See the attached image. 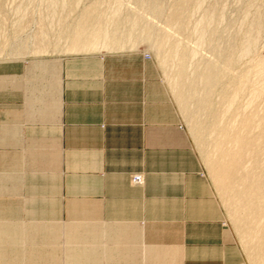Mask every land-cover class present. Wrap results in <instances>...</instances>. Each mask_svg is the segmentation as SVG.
I'll return each instance as SVG.
<instances>
[{"label":"rangeland","instance_id":"374dc122","mask_svg":"<svg viewBox=\"0 0 264 264\" xmlns=\"http://www.w3.org/2000/svg\"><path fill=\"white\" fill-rule=\"evenodd\" d=\"M180 6L185 11L183 29L169 21ZM210 15L214 22L200 44L197 27ZM255 18L261 31L253 55L227 68L222 55L238 52ZM84 22L96 29L88 41L90 47H73L66 27H81ZM145 24L152 29L144 28ZM176 44L180 45L177 56L172 51ZM261 60L264 0H0V76L16 73L24 82L22 77L28 72L33 89L41 78L36 73L42 65L38 61L56 62L65 100L61 112L58 107L52 118L44 119L38 111L41 105L28 100L36 96L37 87L35 91L0 89V134L13 131L9 140L7 135L0 139V153L20 158L24 175L16 180L14 191H0V228H17L21 238L17 247L21 248L16 254L31 255V259L0 264H87L65 258L60 251L70 246V235H82L88 229L82 222L90 217L77 204L83 202L82 196L71 193L72 182L77 181L72 175L109 170L131 172L134 187L144 185L146 173L172 174L179 188L170 197L184 200L187 206L201 204V217L195 218L202 220L205 238H185L188 229L182 226L177 227L182 238L148 241L191 239V247L224 248V264H264L263 205L245 193L247 186L264 180L261 169L253 172L264 165V74L257 71ZM209 65L217 66L220 81L199 85L196 101L185 106L183 91ZM7 85H16L15 79L0 77V88ZM123 87L124 101L110 102L108 91ZM81 91L90 92L88 101ZM71 92L79 93L81 103L106 106L104 111L120 108L121 123L114 127L106 119L98 126L77 123ZM122 133L124 145L112 136ZM232 135L252 139L254 148L242 155L239 173L223 175L226 152L236 150L227 137ZM121 161L123 166L118 164ZM223 180H233V187L228 188ZM1 182L12 190L8 179ZM79 222L82 226L72 232ZM126 239L131 238H124L125 243ZM42 247L54 254L58 250L60 258L43 262L47 259L38 258L36 251ZM112 254L116 256L117 251Z\"/></svg>","mask_w":264,"mask_h":264},{"label":"crops","instance_id":"0c3cea01","mask_svg":"<svg viewBox=\"0 0 264 264\" xmlns=\"http://www.w3.org/2000/svg\"><path fill=\"white\" fill-rule=\"evenodd\" d=\"M85 22L81 27L77 25L66 27L65 31L69 35L73 47L79 45L90 47L87 44L95 34L96 29L92 26H85ZM80 35H86V38L79 40ZM38 62L42 65L39 66V69L36 67L37 75H41V78L44 76L47 78H38L34 85L38 88V95L34 93L36 96L30 95L28 100L31 103L33 100V105L36 102L41 105L38 111L43 114L44 119L52 118L58 107H60L61 112L65 102L62 89L59 86L63 82L62 76H59V68L56 62ZM50 65H54L55 69L51 68ZM17 75L13 73L0 76L13 78L16 83V85H7L0 89L12 87L13 89L23 90L25 88L35 91L36 87L29 88L31 80L28 72L22 77L25 78L24 82H20ZM59 89H61L60 93ZM79 93L82 97H87L86 101H88L90 92L81 91ZM79 93L71 92V100L74 102H70L73 117L76 118L77 123L89 124L86 125L88 127L98 126L100 122H104V119L113 127L121 123L124 113L120 108L115 107L104 111L106 106L97 108L94 104L90 106L87 102L81 103L78 97ZM108 98L110 102L124 101V87L112 92L108 91ZM115 128L116 130L119 129ZM109 130L114 129L110 128ZM3 133L0 134V139L7 135ZM12 133H8V140ZM74 133L79 135L78 130ZM89 133L96 132L94 130L93 132L89 131ZM80 136L83 137L81 134ZM112 136L114 139L123 141L121 143L124 145V133ZM77 138L75 137V139ZM116 145L121 144L118 142ZM2 154L0 153V177H2L0 178V191L4 193L14 191L18 184L16 180L22 179L24 175L19 168L20 158L11 157L7 153L3 156ZM118 164L123 166L124 162L121 161ZM131 175V172L124 170L74 173L72 175V178L77 179V181L72 182L71 193L82 196L83 202L77 204L82 205L83 207L80 209L86 211L90 217L82 222L88 229L82 235H79V232L76 236L70 235L67 242L70 246L67 250H65L67 246L63 247L60 250L63 252L61 255L70 258V260L84 261L87 264H224V248L209 245L205 247L189 246V243H194L192 238H205L202 235V226L199 222L202 220L195 218V216L201 217V204L193 202L187 206L184 200L170 197L171 194L169 193H175L176 189L179 188V182L170 176L172 174L146 173L144 185L141 187L132 186ZM1 179H8L12 184L10 186L12 190L8 191L9 188L1 182ZM100 212L106 213L101 214ZM82 223H75L71 231L75 233L79 226H82ZM182 226L188 229L184 232L185 238H191L187 242L148 241L149 238H182V232L177 230V227ZM156 228H162V232H157ZM18 232V229L14 227L0 228V245L6 244L4 247L3 245L0 246V262L16 263L17 259H24L25 257L31 259V255L16 254L21 248L17 247L21 239ZM124 238L131 239H126L125 243ZM53 249L56 250V248ZM27 251L31 253V250L28 249ZM36 251L40 252L38 258L47 259L43 262L48 261V259L54 261L60 258L58 250L55 251V254L53 250H49V253L43 247ZM115 251H117L116 256L112 254ZM9 258H11L10 261L3 262L4 259ZM112 259H115V262H112Z\"/></svg>","mask_w":264,"mask_h":264},{"label":"bare ground","instance_id":"6f19581e","mask_svg":"<svg viewBox=\"0 0 264 264\" xmlns=\"http://www.w3.org/2000/svg\"><path fill=\"white\" fill-rule=\"evenodd\" d=\"M186 3V2H185ZM149 4V3H148ZM152 4V3H151ZM157 4V3H156ZM155 4V5H156ZM144 5V4H143ZM153 5V6H155ZM186 5V4H185ZM183 3V6L186 7ZM150 6V5H149ZM158 6V5H157ZM183 6H180L181 8H178L177 10L180 12H176L174 15H172L170 17V23H173L174 25L178 26L180 29H183L184 26H185V16H184V12L183 9L184 7ZM188 6V5H187ZM151 8V7H149ZM152 9V8H151ZM186 9V8H185ZM154 11V10H153ZM182 11V12H181ZM160 13V12H159ZM162 16V15H161ZM214 17L212 15L208 16L207 18H204L198 25L197 29H199L200 33H199V43L202 44L203 42L206 41L207 37H208V33L206 32L209 27L211 26V24L214 22ZM157 22V21H156ZM146 25V24H145ZM138 26V25H136ZM144 28L146 29H149L151 28V26L149 25H146L144 26ZM174 28V26H173ZM152 29V28H151ZM178 31V30H177ZM198 31V32H199ZM261 31V24H260V21L258 18H255L251 23H250V26L248 28V30L246 31V34L244 36V39L240 45V48L238 50V52H231V51H228V53L224 52V54L222 55L223 56V59L225 61V64L227 66V68L231 67L232 65H234L237 61H239L242 57H246L248 56L249 54L251 55L252 51H253V48L259 38L258 34L260 33ZM167 34V33H166ZM170 35V34H169ZM168 35V36H169ZM156 36V35H155ZM213 37V36H212ZM153 38V37H152ZM169 39V38H168ZM179 42V41H178ZM165 44V43H164ZM180 44V43H179ZM181 45V44H180ZM179 45V46H180ZM199 45V44H198ZM234 45V44H233ZM179 46L176 44L173 48H172V51L174 52V55L177 56V55H180V49H179ZM200 47V45H199ZM197 47V48H199ZM238 47V46H237ZM256 47V46H255ZM193 49V48H192ZM195 50V49H194ZM188 51V50H187ZM196 51V50H195ZM194 51V53H195ZM218 51V50H217ZM164 52V51H163ZM189 52V51H188ZM193 52V51H191ZM219 52V51H218ZM255 52V51H254ZM183 53V52H182ZM187 54V53H186ZM197 54V51L196 53ZM189 55V54H188ZM253 55V53H252ZM191 57V55H190ZM189 57V58H190ZM193 57V56H192ZM191 57V58H192ZM220 57V56H219ZM177 58V57H176ZM253 59V57H250V59ZM254 61V59L252 60ZM262 61V60H261ZM260 61V64L258 65L259 66V69L257 70L258 73H262L264 74V61L261 62ZM238 64V63H237ZM182 66V65H181ZM183 68V67H181ZM185 68V67H184ZM225 70V69H224ZM249 70V69H248ZM199 71V70H198ZM226 71V70H225ZM237 71V70H235ZM228 72V71H227ZM244 72V71H243ZM247 72V71H246ZM179 73H181V71H179ZM232 73V72H231ZM234 73V72H233ZM248 73V72H247ZM245 73V74H247ZM236 74V73H235ZM244 74V73H242ZM240 74V75H242ZM230 75V74H229ZM232 75V74H231ZM235 77V75H234ZM220 78H221V73L220 71L218 70L217 66L216 65H209L208 67L205 68V70L199 74V77L196 79H194L188 86L187 88V91H183V94H182V99L184 101V103L186 104L185 106H188L190 103H194V101H196V98H197V89H198V86L199 85H211V84H217L219 81H220ZM241 78V77H239ZM187 79V78H186ZM231 80V79H230ZM241 81L242 79L240 80V85H241ZM187 82V81H185ZM223 82V81H222ZM232 82V81H231ZM237 82V81H236ZM239 82V81H238ZM239 85V84H238ZM231 88V87H230ZM243 89V88H242ZM242 89L241 92L242 93ZM229 91V90H228ZM209 91L207 90L206 92V97H205V101L208 100V97H209ZM238 92V89L237 91ZM260 91L256 92V93H259ZM238 94V93H235V95ZM234 95V96H235ZM239 95V94H238ZM236 95V97L238 96ZM254 95V94H253ZM199 96V95H198ZM228 96V95H227ZM233 96V97H234ZM256 96V94H255ZM231 98V97H230ZM235 98V97H234ZM233 100V98H231ZM204 101V102H205ZM233 102L230 100V103ZM230 103H229V106H230ZM235 103V102H234ZM234 103H232L234 105ZM207 104V103H206ZM232 104L230 107H232ZM212 119V118H211ZM247 123H250L249 121H247ZM261 125V124H260ZM262 126V125H261ZM263 136V135H262ZM228 139L232 140L234 142V144H236V150L235 151H232V152H226V156H225V160L224 162L222 163V168H221V174L224 175V173L226 175H229L230 173H239L241 170V158H243V154H245L246 151H249L248 149L251 148V146H253V141L252 139L250 138H242V137H239V136H227ZM224 140V139H223ZM254 148V146L252 147ZM235 149V148H234ZM262 151V150H261ZM247 153V152H246ZM224 156V155H223ZM222 158V157H221ZM223 161V160H221ZM244 166V165H243ZM257 166V165H256ZM245 168V166H244ZM255 169V168H254ZM260 170V172H263L264 173V165L257 168L256 170H254L253 172H258V170ZM244 170V169H242ZM261 180V179H260ZM223 183L226 184V185H229L227 186L228 188L229 187H233V180H229L228 182L224 181L223 180ZM227 188V189H228ZM245 193L248 194L249 197H252V199H257L258 202H260V204L263 205V211H264V180H261L260 183L258 185H254V186H247L246 187V190H245ZM251 204V203H250ZM263 216H264V213H263Z\"/></svg>","mask_w":264,"mask_h":264}]
</instances>
